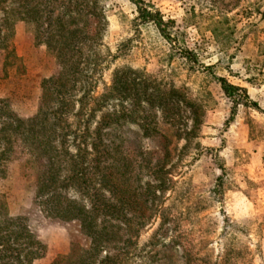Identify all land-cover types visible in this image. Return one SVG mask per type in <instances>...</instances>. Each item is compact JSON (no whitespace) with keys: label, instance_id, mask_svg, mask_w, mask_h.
Wrapping results in <instances>:
<instances>
[{"label":"rangeland","instance_id":"obj_1","mask_svg":"<svg viewBox=\"0 0 264 264\" xmlns=\"http://www.w3.org/2000/svg\"><path fill=\"white\" fill-rule=\"evenodd\" d=\"M47 1L0 0V101H6L0 102V153L3 114H37L43 80L60 71L43 41L70 0H49L33 21V5L42 9ZM80 1L94 7V15L80 22L98 42L89 53L99 63L94 96L107 91L116 69L131 68L202 108L188 139L177 131L191 121L172 125L160 114L158 132L143 134L124 120L107 129L106 142L121 149L111 150L109 160L126 156L142 176L167 154L165 165L175 167L177 184L165 201L170 219L158 243L149 240L161 220L142 233L140 247L149 252L136 264H264V0ZM140 7L159 11L162 26L142 18ZM219 78L245 92L228 95ZM31 153L14 137L0 176V206L26 218L45 245L33 264H56L73 244L88 248L91 241L79 220L43 212L35 199Z\"/></svg>","mask_w":264,"mask_h":264},{"label":"trees","instance_id":"obj_2","mask_svg":"<svg viewBox=\"0 0 264 264\" xmlns=\"http://www.w3.org/2000/svg\"><path fill=\"white\" fill-rule=\"evenodd\" d=\"M69 3L57 27H47L49 33L43 41L55 53L60 71L43 80L41 108L29 119L3 114L5 149L0 153V176L5 175L6 150L19 136L33 154L35 199L43 212L67 221L79 220L91 241L88 248L73 244L56 264H136V259L149 252L144 254L140 247L142 233L161 220L149 240V244L158 243V233L170 219L165 201L166 193L177 184L175 167L165 165L167 154L162 164L148 166L142 176L133 173V162L126 156L109 160L111 150L121 149L106 142L107 129L124 120L143 134L158 132L160 114L172 125L191 121L190 128L185 124L177 131L178 137L188 139L196 133L202 108L175 88L167 90L161 82L131 68L116 69L107 91L94 96L99 63L89 53L98 42L92 40L87 23L80 26L85 17L94 15V7L80 0ZM43 4L42 9L33 5V21L47 9L49 0ZM139 10L142 18L155 20L160 27L164 23L159 11ZM10 55L8 52L7 58ZM219 81L230 96L245 92L224 78ZM169 144L164 150H169ZM44 253L45 245L26 218L11 216L0 206V264H33Z\"/></svg>","mask_w":264,"mask_h":264}]
</instances>
